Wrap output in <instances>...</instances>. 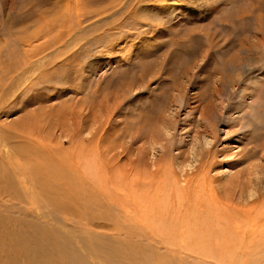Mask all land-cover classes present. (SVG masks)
Returning a JSON list of instances; mask_svg holds the SVG:
<instances>
[{"label": "rangeland", "instance_id": "1", "mask_svg": "<svg viewBox=\"0 0 264 264\" xmlns=\"http://www.w3.org/2000/svg\"><path fill=\"white\" fill-rule=\"evenodd\" d=\"M61 1L0 0V264H264V0Z\"/></svg>", "mask_w": 264, "mask_h": 264}, {"label": "bare ground", "instance_id": "2", "mask_svg": "<svg viewBox=\"0 0 264 264\" xmlns=\"http://www.w3.org/2000/svg\"><path fill=\"white\" fill-rule=\"evenodd\" d=\"M72 3H79V2H76L75 0H66V1H61L60 2V4H61V7H63V9L64 8H67V10L68 11H71V4ZM78 8H79V6H78ZM56 10V9H55ZM59 10H60V8H59ZM68 11H66L67 13H68ZM66 12H64V13H66ZM58 15H59V12L57 13ZM29 22V21H28ZM48 23V22H47ZM69 28V27H68ZM39 34V33H38ZM41 35V34H40ZM32 56V55H31ZM237 67V66H236ZM239 68H241V70L244 68V65H241V66H239L238 67V70H239ZM241 70H239V71H241ZM205 178V177H204ZM257 187V186H256ZM245 188V187H244ZM240 195V194H239ZM241 197H242V195H241ZM240 197V199H242ZM244 200H246L245 198H244ZM132 201H134V200H132ZM138 210V209H137ZM254 210V208H249L248 210H246L247 212H250V211H253ZM251 214H253V213H251ZM251 214H248V215H251ZM143 220H144V218H143ZM148 220V219H147ZM256 220V219H255ZM248 222L250 223V224H252V223H254L255 221L253 220V219H250V220H248ZM185 235V234H184ZM183 235V236H184Z\"/></svg>", "mask_w": 264, "mask_h": 264}]
</instances>
